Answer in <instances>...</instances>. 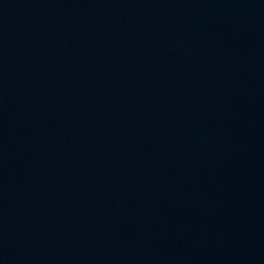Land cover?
Here are the masks:
<instances>
[{"label": "water", "instance_id": "obj_1", "mask_svg": "<svg viewBox=\"0 0 264 264\" xmlns=\"http://www.w3.org/2000/svg\"><path fill=\"white\" fill-rule=\"evenodd\" d=\"M0 264H264V0H0Z\"/></svg>", "mask_w": 264, "mask_h": 264}]
</instances>
